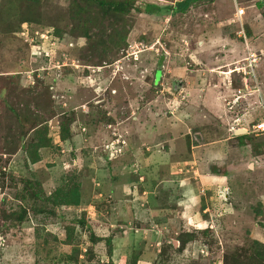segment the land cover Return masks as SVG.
<instances>
[{
	"label": "rangeland",
	"instance_id": "374dc122",
	"mask_svg": "<svg viewBox=\"0 0 264 264\" xmlns=\"http://www.w3.org/2000/svg\"><path fill=\"white\" fill-rule=\"evenodd\" d=\"M106 10L0 0V264H257L264 0ZM45 128L50 146L32 163L24 150ZM71 174L78 206L14 220L51 207L24 180L48 195Z\"/></svg>",
	"mask_w": 264,
	"mask_h": 264
},
{
	"label": "trees",
	"instance_id": "16d2710c",
	"mask_svg": "<svg viewBox=\"0 0 264 264\" xmlns=\"http://www.w3.org/2000/svg\"><path fill=\"white\" fill-rule=\"evenodd\" d=\"M22 1H33V0H22ZM87 1V0H86ZM197 0H178L175 2L173 6H166L161 7L156 4L149 3L146 5L145 8H140L138 5L134 3L133 0H100V4L102 6H107V10L111 9L114 10V12H128L131 9H135L136 11L140 12H146V13H153V14H175L178 12H185L188 10L190 5ZM106 10V11H107ZM21 23L26 22L25 18H21ZM244 29V27H243ZM84 34H88V30L84 29ZM59 135L61 140H66L70 135V129L68 128V122L62 121V123L59 125ZM38 129V128H37ZM36 130V129H35ZM48 128H45L43 131H40L36 134V137L31 141V143L25 148V153L27 156V160H29L32 163H38L41 161L42 157L40 154L41 149L48 148L50 146V138L46 137ZM74 179V175H70V179L62 184V186L56 188L52 193L46 195V193L40 195L41 189L40 184L38 181L31 182V179L24 180L25 186L24 190L27 192L28 196L31 198H39L42 196V198L46 201L47 204H50L51 207H44L41 209H38L35 207V205H32L29 209V211L26 210V208L21 209V211L16 214L14 220L17 222H22L26 214L29 212L32 213H40V212H47L50 215H55V211L57 208L62 207H70V206H78L81 202V194L79 191V184L75 181H72ZM40 192V193H39ZM204 207V206H202ZM261 205L258 204V206L255 208L257 212H261ZM4 217H8V214H3ZM193 237L192 233L185 232L183 233V236L181 237V241L179 243L178 248L181 249L185 246V243ZM91 240L93 242L97 241V238L94 234H91L90 236ZM110 241V239H108ZM106 239V242L108 241ZM254 256L255 261L257 264H264V245L254 241ZM110 251V250H109ZM224 260H227V257L224 256ZM252 264V263H249Z\"/></svg>",
	"mask_w": 264,
	"mask_h": 264
},
{
	"label": "built area",
	"instance_id": "2783aa9c",
	"mask_svg": "<svg viewBox=\"0 0 264 264\" xmlns=\"http://www.w3.org/2000/svg\"><path fill=\"white\" fill-rule=\"evenodd\" d=\"M241 7H238L237 8V11L238 12H236L234 15L235 16H237L238 17V22L240 23V26H241V30L240 31H238V32H240L241 33V35H242V37L245 39V36H246V33H245V30H243V27H242V23L240 22V16H241V14L243 13V9L241 8V12H239V9H240ZM237 69V68H236ZM257 127H259V125L257 126Z\"/></svg>",
	"mask_w": 264,
	"mask_h": 264
},
{
	"label": "water",
	"instance_id": "95a60500",
	"mask_svg": "<svg viewBox=\"0 0 264 264\" xmlns=\"http://www.w3.org/2000/svg\"><path fill=\"white\" fill-rule=\"evenodd\" d=\"M240 132H244V129H239V133H240Z\"/></svg>",
	"mask_w": 264,
	"mask_h": 264
},
{
	"label": "clouds",
	"instance_id": "9594fccd",
	"mask_svg": "<svg viewBox=\"0 0 264 264\" xmlns=\"http://www.w3.org/2000/svg\"><path fill=\"white\" fill-rule=\"evenodd\" d=\"M235 70H236V68H235ZM237 72H238V70H236ZM157 72V71H156ZM157 78V77H156Z\"/></svg>",
	"mask_w": 264,
	"mask_h": 264
}]
</instances>
